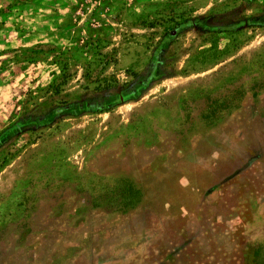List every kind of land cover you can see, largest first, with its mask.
Returning a JSON list of instances; mask_svg holds the SVG:
<instances>
[{"label":"rangeland","instance_id":"rangeland-1","mask_svg":"<svg viewBox=\"0 0 264 264\" xmlns=\"http://www.w3.org/2000/svg\"><path fill=\"white\" fill-rule=\"evenodd\" d=\"M0 264H264V0H0Z\"/></svg>","mask_w":264,"mask_h":264}]
</instances>
